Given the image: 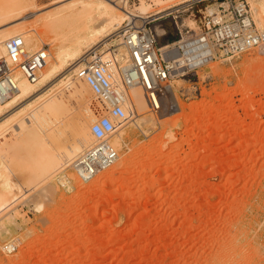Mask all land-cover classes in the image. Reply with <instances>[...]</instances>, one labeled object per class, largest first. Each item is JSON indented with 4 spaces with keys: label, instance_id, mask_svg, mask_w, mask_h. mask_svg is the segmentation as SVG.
<instances>
[{
    "label": "rangeland",
    "instance_id": "1",
    "mask_svg": "<svg viewBox=\"0 0 264 264\" xmlns=\"http://www.w3.org/2000/svg\"><path fill=\"white\" fill-rule=\"evenodd\" d=\"M77 1L0 2L5 11L0 46L9 34L21 35L26 48L47 45L49 65H55L56 45L66 41L75 23L73 16L51 24L46 18ZM221 1L126 0L137 14L144 6V16L162 11L149 21L159 46L168 50L196 39L204 14ZM247 1L264 30L258 22L264 0ZM121 45L113 30L83 47L81 55L109 57ZM180 54L177 50L174 56ZM83 59L66 60L44 95H55L66 106L45 135L37 130L46 145L34 141L33 130L22 139L14 138L12 129L0 136L11 138L8 150L0 145V198L7 204L0 210V264H264V46L196 67L183 60L165 83L156 112L144 90L134 86L128 100L139 114L118 128L119 164L92 183L77 179L72 160L64 156L85 120L100 112L92 90L71 69ZM36 98L20 101L9 114L36 106L41 99ZM85 140L93 144L90 129ZM51 156L63 164L47 168ZM62 170L70 188L57 180ZM13 241L17 251H3Z\"/></svg>",
    "mask_w": 264,
    "mask_h": 264
},
{
    "label": "built area",
    "instance_id": "2",
    "mask_svg": "<svg viewBox=\"0 0 264 264\" xmlns=\"http://www.w3.org/2000/svg\"><path fill=\"white\" fill-rule=\"evenodd\" d=\"M150 21L131 24L122 28L123 54L104 57L95 53L79 66L75 77L84 81L92 90L100 105V112L92 122L90 134L93 144L72 159L71 168L83 183H90L102 173L111 169L119 159V151L114 144L118 128L130 119L127 111L129 91L134 86L141 87L150 109H160V96L165 83L172 73L182 68L186 62L171 59L176 49L162 50L159 37ZM126 28V29H124ZM124 29V30H123ZM191 54L212 49L213 53L203 58L205 63L218 57H235L264 46V30L254 19L253 9L247 0H223L216 9L207 10L203 18V31L189 40ZM6 57L0 59V102L4 103L19 91L17 73L30 83L38 84L50 57L49 48L44 45L38 51L29 52L22 36L7 40ZM171 53V54H170ZM187 66H191L187 62ZM106 112L107 114H104ZM57 180L64 188H70L71 179L65 170L57 174ZM7 253H14L18 244L13 241L2 247Z\"/></svg>",
    "mask_w": 264,
    "mask_h": 264
},
{
    "label": "bare ground",
    "instance_id": "3",
    "mask_svg": "<svg viewBox=\"0 0 264 264\" xmlns=\"http://www.w3.org/2000/svg\"><path fill=\"white\" fill-rule=\"evenodd\" d=\"M3 1H5V0H0V2H3ZM128 7L129 6H128V3L126 2V0H123L122 5H118V3H116L115 0H78L77 2H74L73 4H71L67 9H65V10L62 9L60 12H57L56 14H54L52 16H48L46 18L50 22L49 24H51V23L61 22L64 20L67 21L69 17L71 18L73 16L72 21L75 23L74 30H72V32L70 34H67L68 37L63 35L64 39L66 37V41L69 42V45L68 46L64 45V42H66V41H64V39L62 40V41H64L63 43L56 45L55 65L51 66V65H49V62H48L47 66L45 67L44 72L42 74L43 78H41V80L38 84L30 83L27 79H25L22 76L21 73H19V72L17 73L20 91L15 96H13L11 99L7 100L6 102H4V103L0 102V117H2L3 115L5 116V113H8V115H10L7 118H5L4 120L0 121V136L4 135L7 131H9V129H12V131H13L12 135L14 136V138L23 136L28 130L29 131L33 130L34 133H36V137H34V141L40 143L41 145H46V143H45L46 140L44 141L41 138V136H39V133L37 132V130L40 133H43L45 135L46 131L49 128L53 127L57 121H59L58 115L63 114L64 108H66V106L64 105V103L61 100L56 99L55 95L54 96L51 95L50 97H45L44 95H46L49 91H51V89L53 87V83H55L54 82L55 80H53V79H54V77H56V75L58 73H60L62 71V69L64 68L66 60H68V59H75L76 60L79 58L83 59L82 55H81L83 47L91 46L92 44L95 45V43L98 40L103 39L104 37L110 35L113 32V30L115 32V36L118 35L120 37V33L122 31V28L120 27V25L125 20L130 21L131 24H137V21L146 22L147 20H149L151 18H157L158 15L160 13H162V11H161V12L155 13L154 15L144 16V15H146L145 13L147 12V7L144 6L142 8V10H141L142 14H137L136 12L130 10ZM79 8H80V11H77ZM4 12H5L4 9L2 7H0V17L3 15L2 13H4ZM37 13L38 12L28 14L27 16L23 17L22 19H28L30 17L36 16ZM70 18H69V20H70ZM258 22L261 25L264 24V17L263 16L259 17ZM124 29H126V28H124ZM15 36H21V35H18V34L10 35L9 34L7 36V38L9 40ZM39 38H40V36H39ZM33 39H38V38L36 36H34ZM194 44H195V42L194 43L193 42H187L184 46H182L185 49V53L183 55L180 54L178 56H174V58H172V59L178 58L181 62L183 60L184 61L188 60V61H190V63H192V64L194 63V65H199V64L205 62L206 60L203 59L205 57H207V60H208V57L210 55H212L213 50L212 49L201 50L197 55H192L190 48ZM121 46L116 47V49L112 50L110 55L113 56L115 54H122L124 52V50H123L124 48L122 49ZM42 47L43 46L36 44L34 46L33 45L27 46V49L29 52H35V51H38ZM168 47L169 46H164L161 49L165 50ZM6 54H7L6 46L5 45L0 46V59L4 58L6 56ZM107 56H109V54H107ZM83 60L86 61L87 57L84 58ZM79 64L80 63L78 62L71 68L73 70V72L77 71V69L81 65V64L80 65ZM60 82H61V80H60ZM84 84L89 89H91L86 83H84ZM85 90H87V88L84 85L83 86L81 85V92L84 93ZM47 95H49V94H47ZM42 96H44L45 98L42 99L41 98ZM32 97H37L36 98L37 100H39L40 98L41 99H40V102L36 106H33L35 104L33 101L34 104L33 105L30 104L33 107L29 106L28 109L25 110L28 112H25L24 110H20L18 112H15V113L11 112L12 114H9L10 111H12L13 109H16L14 107H18L16 105H18V103L20 101L22 102V100H24L26 98L32 99ZM126 105H127L126 107L128 109L130 116L135 117L139 114V110H138L135 103H132V102H130V100H127ZM21 117H22V119H21ZM93 121L94 120L89 116V118H87L85 120V122L81 125V127L79 128L78 133H77L76 143L72 147H70L68 150H65V154H64L65 157L72 160V158H75L84 149L89 147L88 143L85 140V136L89 135V129L91 128V124ZM90 136H91V134H90ZM0 138L4 139L2 137H0ZM21 139H22V137H21ZM26 139L21 140V142L25 141ZM4 140H5L4 141L5 143L3 141H2L3 142L2 143L0 140V142L2 143L0 145H2V146L4 145L3 149H5V148L7 149L8 146L10 147L11 138L10 139L7 138ZM21 142H19V143H21ZM34 144H32V145H34ZM114 144L119 148L121 146V140L119 138L118 139L116 138L114 141ZM34 147L32 146V148H34ZM41 147H43V146H41ZM1 150L2 149H0V152H1ZM42 150H43V148H42ZM2 153H0V155L4 156V155H2ZM6 153H7V151H6ZM70 157H72V158H70ZM58 158H61V157H58ZM56 159H57V156H55L54 158L52 156L49 157V159L47 158L48 164L45 163L46 167L48 165V167H53L54 169H57L61 164H63L60 159H57V160H59L58 162L56 161ZM63 159L65 161V158H63ZM117 163L119 164V162H117ZM48 172H49V170H48ZM40 175H41V173H40ZM35 178H37V176ZM109 179H110V176H109ZM33 180H34V178H33ZM107 180L108 179H106V181ZM6 205L7 204L4 203V201L1 200V198H0V210L1 211L5 210L7 208Z\"/></svg>",
    "mask_w": 264,
    "mask_h": 264
}]
</instances>
